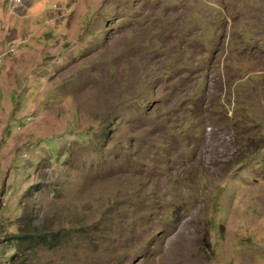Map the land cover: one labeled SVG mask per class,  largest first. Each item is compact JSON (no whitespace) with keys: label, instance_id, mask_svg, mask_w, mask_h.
<instances>
[{"label":"rangeland","instance_id":"rangeland-1","mask_svg":"<svg viewBox=\"0 0 264 264\" xmlns=\"http://www.w3.org/2000/svg\"><path fill=\"white\" fill-rule=\"evenodd\" d=\"M0 0V264H264V0Z\"/></svg>","mask_w":264,"mask_h":264},{"label":"built area","instance_id":"built-area-1","mask_svg":"<svg viewBox=\"0 0 264 264\" xmlns=\"http://www.w3.org/2000/svg\"><path fill=\"white\" fill-rule=\"evenodd\" d=\"M11 10H15L16 7L23 4L22 0H8Z\"/></svg>","mask_w":264,"mask_h":264}]
</instances>
